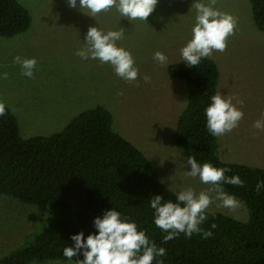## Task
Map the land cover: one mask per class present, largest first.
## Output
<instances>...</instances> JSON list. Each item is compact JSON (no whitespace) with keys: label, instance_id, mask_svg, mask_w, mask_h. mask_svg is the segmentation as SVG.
Instances as JSON below:
<instances>
[{"label":"rangeland","instance_id":"rangeland-1","mask_svg":"<svg viewBox=\"0 0 264 264\" xmlns=\"http://www.w3.org/2000/svg\"><path fill=\"white\" fill-rule=\"evenodd\" d=\"M29 12L30 27L13 37L0 36V101L14 113L22 137L49 135L62 130L80 111L102 105L112 115V129L139 148L155 168L158 179L175 194L192 188L197 194L211 185L187 175V158L173 142L175 120L187 100L186 84L170 76L167 66L178 63L180 49L191 38L195 22L193 0H159L147 21L121 18L115 8L89 17L66 0H18ZM210 3L211 0H204ZM214 7L235 17L234 35L223 52L209 58L219 69L217 93L232 97L242 112L239 126L217 144L220 160L260 166L264 160V131L254 122L264 118V32L253 20L249 0H215ZM105 32L123 30L117 46L129 51L138 69L137 80L119 78L109 64L84 60L76 51L84 46L89 27ZM156 51L168 57L166 66L154 59ZM36 58L31 79L21 75L15 56ZM144 75L151 81L145 83ZM242 102V103H239ZM264 168V167H263ZM215 197V193H209ZM228 210L219 201L206 210L239 221L248 219L245 203ZM46 203L21 204L0 195V256L24 246L39 221L49 216ZM31 264H76L68 260L37 259Z\"/></svg>","mask_w":264,"mask_h":264},{"label":"trees","instance_id":"trees-1","mask_svg":"<svg viewBox=\"0 0 264 264\" xmlns=\"http://www.w3.org/2000/svg\"><path fill=\"white\" fill-rule=\"evenodd\" d=\"M249 1L254 23L264 32V0ZM29 27V12L18 0H0L1 37H13ZM167 73L183 80L187 91L172 133L174 144L186 158L228 168L226 176L238 175L244 181L243 187L223 188L245 203L248 219L206 211L200 227L212 230V237L186 238L181 233L165 242L166 233L154 225L148 202L157 194L175 201V193L158 179L145 154L112 129L107 108L95 105L77 113L58 132L24 138L16 116L5 105L0 117V195L21 204L46 203L50 214L39 221L40 230L31 233L24 246L0 256V264L66 261L62 252L73 243L70 236L94 232L93 218L110 208L135 221L138 230L166 249L164 257L156 258L163 264H264V189L256 191L257 182L264 181V168L220 160L217 138L205 126L204 109L217 94L216 62L207 57L192 68L171 63Z\"/></svg>","mask_w":264,"mask_h":264},{"label":"clouds","instance_id":"clouds-1","mask_svg":"<svg viewBox=\"0 0 264 264\" xmlns=\"http://www.w3.org/2000/svg\"><path fill=\"white\" fill-rule=\"evenodd\" d=\"M69 7L78 9L81 13L95 17L101 12L115 8L121 18L129 21L141 20L146 22L155 10L159 0H66ZM215 0L205 3L204 0H193L195 22L191 28V38L180 49V60L187 67L198 66L201 61L213 54L226 49L228 38L234 35L236 19L228 13L214 7ZM124 36L123 30L105 32L96 26L89 27L84 35V46L76 51V55L84 60H98L101 64H109L114 73L122 80L132 82L137 80L138 69L129 51L117 46ZM153 59L160 65L166 66L168 57L161 51L153 54ZM18 64L21 75L31 79L37 66L36 58H24L19 55L13 58ZM7 73H0V79H6ZM145 83L151 81L149 75H144ZM209 105L204 109L206 130L214 137L223 136L239 126L243 112L232 103V97L220 93L212 95ZM242 103V102H239ZM5 104L0 102V117L5 115ZM254 128L264 131V118L254 122ZM186 165L190 166L187 175L198 177L202 184L211 185L207 192L197 194L192 188H186L175 194V201L164 200L159 194L154 195L148 202L153 210V223L166 233L163 240L174 239L181 233L186 238L199 234L203 239L213 236L212 230H203L200 225L206 219V210L219 201V207L235 210L240 207L235 195L227 193L223 184L244 186V181L238 175L231 177L225 173L228 168H217L211 163H198L196 158L188 156ZM264 189V181H258L256 191ZM214 192L215 197L209 193ZM94 232L85 236L78 232L70 236L73 242L63 248L62 255L76 264H163L158 257L166 255L164 247H158L146 235L145 230H138L137 223L122 217L114 209H106L93 218ZM213 223L211 229H215Z\"/></svg>","mask_w":264,"mask_h":264},{"label":"crops","instance_id":"crops-1","mask_svg":"<svg viewBox=\"0 0 264 264\" xmlns=\"http://www.w3.org/2000/svg\"><path fill=\"white\" fill-rule=\"evenodd\" d=\"M180 113V112H179ZM177 118V117H176ZM176 121V120H175ZM256 166V165H255ZM260 167H264V160L262 159Z\"/></svg>","mask_w":264,"mask_h":264}]
</instances>
